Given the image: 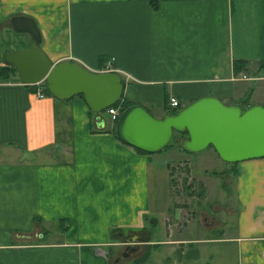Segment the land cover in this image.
<instances>
[{"label": "crops", "instance_id": "crops-1", "mask_svg": "<svg viewBox=\"0 0 264 264\" xmlns=\"http://www.w3.org/2000/svg\"><path fill=\"white\" fill-rule=\"evenodd\" d=\"M12 14L34 19L51 61L116 70L122 98L157 117L172 112L170 96L181 106L203 95L264 105V0H0V69L6 50L29 45L27 32L11 28ZM34 90L16 73L0 78V264H122L150 243L157 245L144 260L124 264H264V157L219 169L232 170L235 205L225 208L235 215L234 234L220 218L178 223L168 170L180 146L140 152L81 96ZM152 182L156 192L164 186L158 206ZM191 219L195 230L222 229L190 235ZM134 234L137 250L115 262ZM229 242L232 259L224 256Z\"/></svg>", "mask_w": 264, "mask_h": 264}, {"label": "water", "instance_id": "water-1", "mask_svg": "<svg viewBox=\"0 0 264 264\" xmlns=\"http://www.w3.org/2000/svg\"><path fill=\"white\" fill-rule=\"evenodd\" d=\"M8 22L13 30L29 35L27 47L6 50L2 57L4 64L15 69L21 83L42 81L51 95L61 99L80 93L94 112L121 98L124 80L120 73L90 70L71 59L51 61L39 45L40 34L32 17L12 14ZM113 125L119 139L148 152L161 150L178 132V145L186 151L211 145L228 162L264 157V105L260 103L243 108L240 102L226 103L215 95H203L175 113L157 117L134 102L120 111ZM140 240L138 235L127 237L115 262L136 251Z\"/></svg>", "mask_w": 264, "mask_h": 264}, {"label": "rangeland", "instance_id": "rangeland-1", "mask_svg": "<svg viewBox=\"0 0 264 264\" xmlns=\"http://www.w3.org/2000/svg\"><path fill=\"white\" fill-rule=\"evenodd\" d=\"M0 78L2 80L5 79L3 76H0ZM251 81L253 82V80H249L247 82L251 83ZM256 82L257 81H255V84ZM259 84L264 85V80L259 81ZM262 97L264 98V95ZM101 114L109 119L105 111H102ZM173 135L176 141H174L172 145H174V147L177 149L179 146L178 139L180 138L181 134L175 132ZM212 148L213 147L211 145H208L202 150L190 152L186 150L183 151V149L180 147V150H182L184 153L170 157V162L172 165H170L168 170V173L170 174L169 195L171 200L177 201L179 204L178 208L180 209L181 219H179L178 223H182V221L187 217L191 218L194 216L195 219L198 217V220L201 222L202 226H206L208 223L212 221H218V218H220L221 221H226V235H231L235 233V215L227 213L225 203H229L228 207H234L235 205V199L231 198L228 193L231 187H234V180L230 179L233 178L231 173L232 170L230 167H228L226 171L230 172V174L227 175L223 172L221 175L210 172L211 169H216L219 171L221 167L226 166L227 164L230 165L228 161H225L221 157L214 155L212 153ZM184 161L189 162L190 165ZM188 166L191 168L190 171ZM202 183L206 184L207 192L203 189ZM154 184L155 182H152L151 199L152 202L154 201V204L158 206L163 202V200H166L164 198L165 190L164 186L161 185L160 188L157 187L158 192H156ZM211 202L214 203V205H219L220 207L216 209L213 204L211 205ZM206 214H208L207 220L204 219ZM213 222L210 224H213ZM188 224L189 230L185 231L186 233L189 232L188 234L196 236L202 235V237H204L206 233L209 235H214L212 231H218L222 229L221 226L211 225L209 230H195L198 224L194 223V220L192 219ZM48 227H50L49 229L54 232L58 230L57 223L50 224ZM228 248L229 250L224 254V256L228 259H232V243L229 242ZM131 256L134 257L132 261L137 263L139 253L131 254ZM131 256H129L128 259L121 261L123 262L122 264L126 263V261L128 262Z\"/></svg>", "mask_w": 264, "mask_h": 264}, {"label": "trees", "instance_id": "trees-1", "mask_svg": "<svg viewBox=\"0 0 264 264\" xmlns=\"http://www.w3.org/2000/svg\"><path fill=\"white\" fill-rule=\"evenodd\" d=\"M242 66H244V62L236 61V62L234 63V67H236L237 69H240ZM11 73H12V74H15V69H14L11 65H7V66H5V67H1V69H0V76L7 77V76H8L9 74H11ZM42 84H44V83L42 82ZM25 85H32V84H25ZM35 87H36V85H35ZM43 92H44L45 94H50V93L48 92V90L46 89L45 85H43ZM76 95L81 96L80 93H78V94H76ZM81 97H82V96H81ZM179 102H180V101H179ZM131 103H133V101L126 100V99L122 98V96H121V98H120L119 100H117L115 103H113L112 105L119 106L120 109L122 110L123 108H125L127 105H129V104H131ZM179 104H180V103H179ZM180 107H181L180 105L175 106V107L171 110V111H172L171 113H175V112H177L178 108H180ZM89 110H90V109H89ZM104 110H105V109H104ZM104 110H102V111H104ZM102 111H100V113H101ZM90 112H92V113H99V112H94V111H91V110H90ZM113 122H115V120H114ZM113 127H114V126H113ZM113 132H114V134H115L114 128H113ZM172 138H173V139H171V140L169 141V143H168L164 148H167V147L171 146V145L174 143V141H176V139L174 138V135L172 136ZM136 149H137L138 151H140V152H148V151L143 150V149L138 148V147H136ZM232 163H236V162H232ZM210 172L213 173V174H214V173L219 174V171H217V170H211ZM134 235H137V234H134ZM156 245H157V244H154V243L147 244L146 247H145V248H146L145 251H144L143 254L137 259V263L140 262V261H142V260H144V259L149 255L151 248L155 247Z\"/></svg>", "mask_w": 264, "mask_h": 264}, {"label": "built area", "instance_id": "built-area-1", "mask_svg": "<svg viewBox=\"0 0 264 264\" xmlns=\"http://www.w3.org/2000/svg\"><path fill=\"white\" fill-rule=\"evenodd\" d=\"M107 66H109V62H108V64H107ZM106 70H114V69H112V68H108V69H106ZM114 71H116V70H114ZM243 76L246 77L245 74H243ZM19 82H20V81H19ZM25 84H27V83H25ZM32 84L36 85L35 90H34V94H35V96H37V97H42V96L45 95V93L43 92V85H44V84H42V81H38V82H35V83H32ZM179 103H180V102H179V100H178L177 97H175V96H170V97H169L168 104H169L170 106H172V107H175V106H178V105L181 106V104H179ZM104 111L106 112L108 118H109L111 121H114V120L117 119V117H118V115H119L121 109H120L119 106L110 105V106H108L107 108H105Z\"/></svg>", "mask_w": 264, "mask_h": 264}]
</instances>
